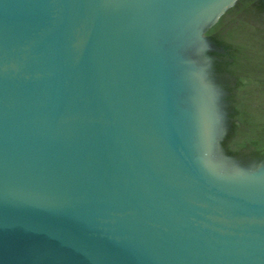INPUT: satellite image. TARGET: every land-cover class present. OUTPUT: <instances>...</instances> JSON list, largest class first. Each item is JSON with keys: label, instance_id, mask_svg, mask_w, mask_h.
I'll use <instances>...</instances> for the list:
<instances>
[{"label": "water", "instance_id": "1", "mask_svg": "<svg viewBox=\"0 0 264 264\" xmlns=\"http://www.w3.org/2000/svg\"><path fill=\"white\" fill-rule=\"evenodd\" d=\"M0 264H264V0H0Z\"/></svg>", "mask_w": 264, "mask_h": 264}]
</instances>
